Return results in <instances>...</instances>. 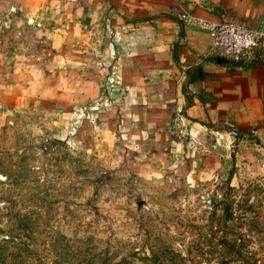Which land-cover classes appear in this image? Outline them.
<instances>
[{"label":"rangeland","instance_id":"rangeland-1","mask_svg":"<svg viewBox=\"0 0 264 264\" xmlns=\"http://www.w3.org/2000/svg\"><path fill=\"white\" fill-rule=\"evenodd\" d=\"M4 13L0 264H264L260 140L212 182L125 144L105 131V86Z\"/></svg>","mask_w":264,"mask_h":264},{"label":"crops","instance_id":"crops-1","mask_svg":"<svg viewBox=\"0 0 264 264\" xmlns=\"http://www.w3.org/2000/svg\"><path fill=\"white\" fill-rule=\"evenodd\" d=\"M1 12L39 27L105 86V131L125 144L207 182L226 176L235 145H264V41L234 63L187 22L255 28L264 0H0Z\"/></svg>","mask_w":264,"mask_h":264},{"label":"built area","instance_id":"built-area-1","mask_svg":"<svg viewBox=\"0 0 264 264\" xmlns=\"http://www.w3.org/2000/svg\"><path fill=\"white\" fill-rule=\"evenodd\" d=\"M187 22L209 34L211 48L222 58L238 63L247 58L264 41V19L258 27L237 23H211L195 16Z\"/></svg>","mask_w":264,"mask_h":264}]
</instances>
